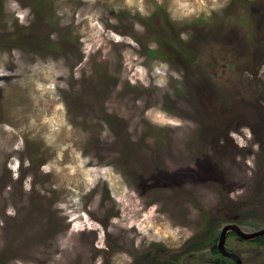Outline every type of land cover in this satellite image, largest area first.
<instances>
[{
  "label": "rangeland",
  "instance_id": "rangeland-1",
  "mask_svg": "<svg viewBox=\"0 0 264 264\" xmlns=\"http://www.w3.org/2000/svg\"><path fill=\"white\" fill-rule=\"evenodd\" d=\"M234 221L264 226V0H0V264H214Z\"/></svg>",
  "mask_w": 264,
  "mask_h": 264
},
{
  "label": "flooded vegetation",
  "instance_id": "flooded-vegetation-1",
  "mask_svg": "<svg viewBox=\"0 0 264 264\" xmlns=\"http://www.w3.org/2000/svg\"><path fill=\"white\" fill-rule=\"evenodd\" d=\"M227 224H236L242 231H244L246 233H251V232H254V231H257L259 229L264 228V226H263V227H260L256 230H253V231H246L240 226L239 223L234 221V222L224 224L220 229L219 235L222 231V228ZM231 240L233 241V244L229 243V241H231ZM246 244H247V246H246ZM242 245H245L246 247L242 246ZM213 246H212V248H213ZM216 247H217V242H216ZM243 248H246V249L243 250V252L240 251V249H243ZM224 249L227 250L228 252L234 254L235 256H237L239 261H240V264H254L253 263L254 259L251 260L248 257H244V255L242 256V254H251L254 250H257V249H260V250L263 249V251H264V233L257 236V237H254V238L244 239L243 237L239 236L234 230H228L226 232V236H225ZM212 252L216 255V260L213 262L214 264H236L237 263L234 259H232V258L224 255L223 253H221L219 251L218 247H217V251H213V249H212ZM178 253H180V254H178ZM176 255L183 257L185 255V253L178 252L177 250H174V251L169 252V254L165 255L164 257L160 258V260L164 261L165 257H167L169 261L174 262V261H176V259H175ZM262 264H264V262Z\"/></svg>",
  "mask_w": 264,
  "mask_h": 264
},
{
  "label": "water",
  "instance_id": "water-1",
  "mask_svg": "<svg viewBox=\"0 0 264 264\" xmlns=\"http://www.w3.org/2000/svg\"><path fill=\"white\" fill-rule=\"evenodd\" d=\"M228 230H234L239 236L243 237L244 239L254 238L264 233V228L251 233H246L242 231L236 224H227L222 228V231L217 239V247L221 253L234 259L237 262L236 264H240L238 257L224 249L225 236Z\"/></svg>",
  "mask_w": 264,
  "mask_h": 264
},
{
  "label": "trees",
  "instance_id": "trees-1",
  "mask_svg": "<svg viewBox=\"0 0 264 264\" xmlns=\"http://www.w3.org/2000/svg\"><path fill=\"white\" fill-rule=\"evenodd\" d=\"M213 251H217V247H216V244L213 246Z\"/></svg>",
  "mask_w": 264,
  "mask_h": 264
}]
</instances>
